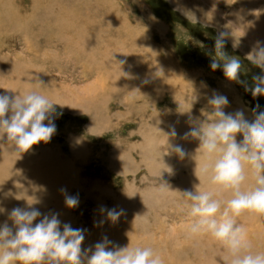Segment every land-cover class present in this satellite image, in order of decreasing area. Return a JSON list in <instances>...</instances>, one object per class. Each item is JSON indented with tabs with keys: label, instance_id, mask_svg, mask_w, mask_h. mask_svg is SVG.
<instances>
[{
	"label": "rangeland",
	"instance_id": "1",
	"mask_svg": "<svg viewBox=\"0 0 264 264\" xmlns=\"http://www.w3.org/2000/svg\"><path fill=\"white\" fill-rule=\"evenodd\" d=\"M34 1H0V94L21 93L20 80L31 74L35 76L31 84L41 83L32 91L42 89V95L64 106H55L59 115L51 140L33 145L29 155L23 153L25 170L16 173L15 185L8 186L15 202H10L12 209H27L32 203L42 214H58L61 230L64 223L85 229L82 249L101 242L102 231L122 242L111 241L109 249L151 247L164 264H222L220 257L226 253L211 237L186 236L190 218L183 192L195 191L200 182L180 166L177 154L164 155V145L173 128L177 136L169 135L172 145H181L180 133L189 131L188 114L178 110H190L203 120L202 110H210L207 100L214 93L228 98L226 113L243 110L246 119L254 120L257 104L253 105L251 93L225 78L222 68H210L216 58L215 39L227 31L223 50L240 59V79L252 85L254 75L264 74L246 59L262 31L248 28L251 15L243 21L232 17L250 0H222L216 7L210 0H100L102 6L87 0L89 21L82 17L87 12L82 7L85 0ZM48 3L68 16L74 29V34L67 31L71 42L58 43L54 36L28 42L9 22L4 26L2 6L23 20ZM241 139L238 134V142ZM199 187L213 188L208 181ZM66 195L78 196V206L67 207ZM102 209L122 214L113 222ZM9 220L1 215L0 225L12 226ZM239 221L254 250L264 251V216L244 212Z\"/></svg>",
	"mask_w": 264,
	"mask_h": 264
},
{
	"label": "clouds",
	"instance_id": "2",
	"mask_svg": "<svg viewBox=\"0 0 264 264\" xmlns=\"http://www.w3.org/2000/svg\"><path fill=\"white\" fill-rule=\"evenodd\" d=\"M228 35L227 31H222L216 37V58L210 68L213 71L222 68L225 78L244 85L245 91L254 98L264 96V74L254 75L252 85L240 79V59L223 50ZM246 59L264 73V42L257 41ZM207 103L210 110H202L203 120L194 118L190 110H178L181 115L188 114L190 124L182 139L199 140L193 158L197 162L195 174L200 183L195 186V191L183 192V207L190 218L185 225L186 236L211 237L226 253L220 257L222 264H264V251L254 250L247 228L239 221L244 212L264 216V111H258L260 105L257 104L253 109L255 118L249 121L243 110L224 111L229 105L225 95L214 93ZM56 105L64 106L37 91L0 94V139L6 137L19 153L29 151L41 141L49 142L57 130ZM238 134H242L239 142ZM169 135L177 136L175 128L168 134L164 155L174 152L181 159L185 158L187 153L181 145L169 144ZM202 177L207 178L212 190L200 189ZM222 194H227V198ZM65 203L67 207L75 208L79 198L66 195ZM31 205L29 203L27 209L16 207L11 210L8 218L12 226L7 222L0 225V264H164L161 255L151 247L129 245L109 249L112 242L107 237L82 249L85 229L64 223L61 230L58 214H42ZM3 211L0 208V212ZM102 211H106L113 222L122 214V210L116 209ZM41 216L43 218L34 224Z\"/></svg>",
	"mask_w": 264,
	"mask_h": 264
},
{
	"label": "bare ground",
	"instance_id": "3",
	"mask_svg": "<svg viewBox=\"0 0 264 264\" xmlns=\"http://www.w3.org/2000/svg\"><path fill=\"white\" fill-rule=\"evenodd\" d=\"M1 1V0H0ZM34 1V0H33ZM62 1V0H61ZM64 1H69V0H64ZM87 0H85V2L82 4V7H85V9L87 12L83 13V16L87 21H89L88 18V8H90V5L88 2H86ZM92 1V0H90ZM96 1H100V0H96ZM212 5H214L215 7L220 4L222 2V0H210ZM243 2V0H240ZM35 2V1H34ZM38 2V1H36ZM50 2V1H49ZM93 2V1H92ZM44 3V1H43ZM41 3V4H43ZM61 3V2H59ZM40 2L36 3L35 6L39 7ZM67 4V3H66ZM98 4L100 6L103 5V3L100 1L98 2ZM62 5V4H61ZM69 7H72V4H67ZM89 5V6H88ZM241 5V4H240ZM1 6V5H0ZM87 6V7H86ZM97 6V5H95ZM94 6V7H95ZM14 7V5H13ZM93 7V8H94ZM2 11L1 14H3V19H4V26L8 25L9 23L11 24L10 28L15 29V30H20L25 34V37L28 39V42L31 40H36V38H40L43 37L44 41L48 40L51 36L55 37L56 42L60 43V42H71V39H69L68 37V33L67 31H72L74 30L72 28V26L69 23V18L68 16L63 12V11H58L55 12L54 9H56V7H54V5L52 3H48L46 6H43L42 8H37V10H34V13L32 15H27L23 17V20H17V18L13 17V15H15V12H11V11H7L5 9V6H2ZM57 8L60 9V4H57ZM96 8V7H95ZM194 8V7H193ZM13 9V8H12ZM16 9V7H15ZM65 9V8H64ZM17 10V9H16ZM79 11V10H78ZM6 12V14H5ZM99 10H95L94 14H98ZM10 13V14H9ZM91 13V12H90ZM9 14V15H8ZM108 15V14H107ZM251 15L253 16V20L250 23V25H247L248 28L254 32L256 29H260L262 31L261 34H258L257 40H261L262 42H264V0H250L249 2V6L244 8L243 10H241L240 12H236L232 14V17L235 18L233 19L234 21H243L246 16ZM16 16V15H15ZM79 16V17H81ZM18 17V16H17ZM81 17V18H82ZM95 17V16H94ZM20 19V18H19ZM72 19V18H71ZM70 19V20H71ZM83 19V18H82ZM74 20V19H73ZM72 20V21H73ZM77 21V20H76ZM233 21V22H234ZM9 22V23H8ZM90 21L89 24H91ZM73 23V22H72ZM80 24V22H78ZM97 23V22H96ZM237 23V22H236ZM242 23V22H240ZM83 24H85L83 22ZM82 24V25H83ZM94 23H92L93 25ZM101 24V23H100ZM88 25V24H87ZM102 25V24H101ZM237 25V24H236ZM241 25V24H240ZM3 26V27H4ZM95 25H93L94 27ZM103 26V25H102ZM101 26V27H102ZM76 27V25H75ZM86 27V26H85ZM100 27V26H99ZM98 27V28H99ZM82 28V27H80ZM91 28V27H89ZM97 28V27H96ZM4 29V28H2ZM240 29V28H239ZM93 30V29H92ZM81 31H84L83 29ZM239 31V30H238ZM236 32V31H235ZM240 32V31H239ZM92 33V32H91ZM72 34H74V32L72 31ZM108 35V34H107ZM249 35H251V33H248V37H250ZM254 36V35H253ZM251 36V37H253ZM96 38V37H95ZM247 38V37H246ZM31 39V40H30ZM85 39V38H84ZM81 40V39H80ZM78 40V41H80ZM98 40V39H97ZM251 40V39H250ZM253 40V39H252ZM130 41V40H129ZM245 41V40H244ZM249 41V39H248ZM38 42V41H37ZM77 42V40H76ZM91 42V40H90ZM108 42V41H107ZM105 43V42H104ZM249 45H251L250 43H248ZM112 47V45H111ZM253 48V47H252ZM99 49V48H98ZM16 70V69H15ZM16 72L19 71L16 70ZM35 79L34 75H31L29 77H25L23 80H20V84L23 85L24 89L21 92L22 94H27L29 92H31L33 90V88H35L36 86L40 85L41 83L38 84H31V82ZM22 90V89H21ZM42 89L40 90L41 93ZM184 130L180 133L181 137H183L184 135ZM181 146L183 147V149L185 150V152L187 153V155L185 156V158L182 159L180 166H185L188 168L190 175L192 177H196L198 179V177L195 174V169L197 167V162L196 160L193 158L196 155V150L199 147V141H194V140H190V139H182L181 141ZM31 150V149H30ZM35 150V149H34ZM29 152V151H28ZM29 155V153L24 152V155ZM42 156V155H41ZM37 157V156H36ZM25 157L23 156V153H19L16 152L14 149V146L10 145L9 142L7 141L6 137L3 139H0V208H3L4 211L0 212V216L1 215H5L8 219L9 216V211L12 210L13 205L10 204V202H12V197H10L11 193H10V189H8V186L13 185L14 180L13 178L17 175L16 173L20 172L21 170L24 171L25 170V164L23 163V160ZM27 158V157H26ZM30 158V157H29ZM197 159H201L200 157H196ZM31 159V158H30ZM27 160V159H26ZM32 161V160H31ZM26 162V161H25ZM37 162V161H36ZM50 163V162H49ZM44 164V162L42 163ZM27 166V165H26ZM36 166V165H35ZM47 166V165H46ZM51 166V165H50ZM19 170V171H18ZM33 170V169H32ZM31 170V171H32ZM50 170V169H49ZM37 171V170H36ZM44 171V170H42ZM41 171V172H42ZM33 173V171H32ZM44 173V172H43ZM19 174V173H18ZM42 174V173H41ZM28 175H29V171H28ZM189 175V176H190ZM23 176V175H22ZM19 178V176H18ZM32 178V176H31ZM49 178V177H48ZM20 179V178H19ZM30 181L32 179H29ZM189 179H186V181H188ZM199 181V179H198ZM207 178L202 177V182H207ZM21 182V181H19ZM49 182V181H48ZM200 182V181H199ZM17 183V182H16ZM36 184V183H35ZM15 185V184H14ZM17 185V184H16ZM18 186V185H17ZM32 186V185H31ZM203 186V185H202ZM16 187V186H15ZM205 187V186H204ZM13 188V187H12ZM203 188V187H202ZM27 191V190H26ZM29 191V190H28ZM27 191V192H28ZM13 192V191H12ZM26 193V192H24ZM16 196V195H15ZM16 201V200H15ZM13 204H15V202H12ZM23 204V203H21ZM17 206V205H16ZM20 206V205H19ZM2 219V218H1ZM9 222H11L9 220ZM106 231H104L105 234ZM102 234L100 236V240L103 237H107L108 240L110 241H115L114 244H118V245H122V242L119 241V239L117 240V238L115 236H112L111 234L109 235H104L103 236V232L101 231ZM99 237V236H98Z\"/></svg>",
	"mask_w": 264,
	"mask_h": 264
},
{
	"label": "flooded vegetation",
	"instance_id": "4",
	"mask_svg": "<svg viewBox=\"0 0 264 264\" xmlns=\"http://www.w3.org/2000/svg\"><path fill=\"white\" fill-rule=\"evenodd\" d=\"M256 71H257V69H256ZM250 98H251L254 106H255V104H259L262 107H264V99L262 98V96L254 98L252 95H250Z\"/></svg>",
	"mask_w": 264,
	"mask_h": 264
},
{
	"label": "water",
	"instance_id": "5",
	"mask_svg": "<svg viewBox=\"0 0 264 264\" xmlns=\"http://www.w3.org/2000/svg\"><path fill=\"white\" fill-rule=\"evenodd\" d=\"M255 101V100H254Z\"/></svg>",
	"mask_w": 264,
	"mask_h": 264
}]
</instances>
